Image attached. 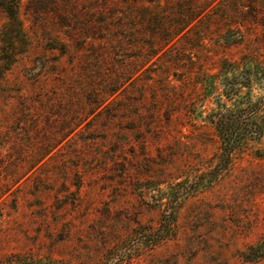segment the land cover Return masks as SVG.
Wrapping results in <instances>:
<instances>
[{
	"label": "rangeland",
	"instance_id": "obj_1",
	"mask_svg": "<svg viewBox=\"0 0 264 264\" xmlns=\"http://www.w3.org/2000/svg\"><path fill=\"white\" fill-rule=\"evenodd\" d=\"M19 17L0 264H264V135L216 170L209 120L264 96V0H21ZM8 27L0 6V58Z\"/></svg>",
	"mask_w": 264,
	"mask_h": 264
},
{
	"label": "trees",
	"instance_id": "obj_2",
	"mask_svg": "<svg viewBox=\"0 0 264 264\" xmlns=\"http://www.w3.org/2000/svg\"><path fill=\"white\" fill-rule=\"evenodd\" d=\"M21 0H0V6L7 13L9 18V27L3 36L2 54L0 58V82L6 77V73L11 70L16 57V33H23L24 28L20 21ZM264 74V71L257 67V75ZM246 82L250 84L251 70L242 72ZM227 79L226 94L234 97L240 96V85L245 82H239L238 77ZM39 82V78L34 79ZM210 122L214 125L218 138L220 139L221 159L226 162L219 163L216 170L225 168L229 159L234 157L237 152L243 149L247 141L258 139L264 135V96L253 102L251 98L235 99L234 106L228 107L221 103L218 110H214L209 116ZM74 128L70 130V133Z\"/></svg>",
	"mask_w": 264,
	"mask_h": 264
}]
</instances>
